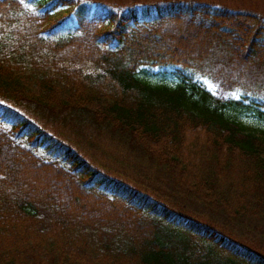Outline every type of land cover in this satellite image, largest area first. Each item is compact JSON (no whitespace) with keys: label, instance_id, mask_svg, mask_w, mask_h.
Returning <instances> with one entry per match:
<instances>
[{"label":"trees","instance_id":"1","mask_svg":"<svg viewBox=\"0 0 264 264\" xmlns=\"http://www.w3.org/2000/svg\"><path fill=\"white\" fill-rule=\"evenodd\" d=\"M260 70L249 11L0 0V264H264V131L238 121L264 125Z\"/></svg>","mask_w":264,"mask_h":264},{"label":"rangeland","instance_id":"2","mask_svg":"<svg viewBox=\"0 0 264 264\" xmlns=\"http://www.w3.org/2000/svg\"><path fill=\"white\" fill-rule=\"evenodd\" d=\"M89 6L90 10L100 7L111 8L112 10H127L128 8H145L158 2L159 6L164 5L166 2L175 0H83ZM185 1V0H179ZM210 3L213 6H223L232 10L249 11L252 13L264 16V3L261 0H186ZM68 12V8H61L52 13L54 18H62ZM260 75L264 74V70H260ZM237 99V95L232 97ZM246 104V101L244 102ZM19 112L26 114L30 119L35 120L39 124H43V119L39 117L31 106L20 104L15 106ZM238 121L244 126L245 129L253 131L258 134L264 131V125L255 118L238 116ZM62 125V124H61ZM47 125V130L50 134L61 137L64 141L76 145V148L81 152L84 151L85 156L94 164V166L108 164L116 166L120 171L129 173L128 169L123 168L116 160L118 155L116 148L113 145L108 146L100 140L89 141L87 137H91L86 131L77 135L68 130L67 125ZM3 125L0 124V128ZM81 135V136H80ZM85 157V158H86ZM129 175V174H128Z\"/></svg>","mask_w":264,"mask_h":264}]
</instances>
